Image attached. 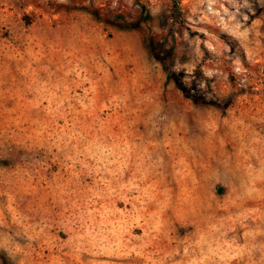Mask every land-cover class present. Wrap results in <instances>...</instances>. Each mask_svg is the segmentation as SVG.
Segmentation results:
<instances>
[{
	"label": "rangeland",
	"instance_id": "rangeland-1",
	"mask_svg": "<svg viewBox=\"0 0 264 264\" xmlns=\"http://www.w3.org/2000/svg\"><path fill=\"white\" fill-rule=\"evenodd\" d=\"M0 264H264V0H0Z\"/></svg>",
	"mask_w": 264,
	"mask_h": 264
},
{
	"label": "trees",
	"instance_id": "trees-1",
	"mask_svg": "<svg viewBox=\"0 0 264 264\" xmlns=\"http://www.w3.org/2000/svg\"><path fill=\"white\" fill-rule=\"evenodd\" d=\"M149 51H150L152 57H153L155 60L159 61V62H162V60L165 58L166 53H167V52H166V53H164L163 55H160L159 53H157V52L155 51L154 47H153L152 45H150V44H149Z\"/></svg>",
	"mask_w": 264,
	"mask_h": 264
}]
</instances>
